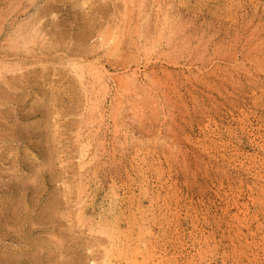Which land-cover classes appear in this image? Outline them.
I'll use <instances>...</instances> for the list:
<instances>
[{"label": "rangeland", "instance_id": "1", "mask_svg": "<svg viewBox=\"0 0 264 264\" xmlns=\"http://www.w3.org/2000/svg\"><path fill=\"white\" fill-rule=\"evenodd\" d=\"M261 69L264 0H0V264H264Z\"/></svg>", "mask_w": 264, "mask_h": 264}, {"label": "bare ground", "instance_id": "2", "mask_svg": "<svg viewBox=\"0 0 264 264\" xmlns=\"http://www.w3.org/2000/svg\"><path fill=\"white\" fill-rule=\"evenodd\" d=\"M247 26H248V25H247ZM247 26H246V27H247ZM261 70H262V69H261ZM262 71H264V70H262ZM251 74H252V73H251ZM255 76H256V74L254 75V77H255ZM255 78H257V77H255ZM251 80H252V78H251ZM252 82H253V81H252ZM252 82H251V83H252ZM255 84H256V83H255ZM260 86H261V85H260ZM259 88H260V87H259Z\"/></svg>", "mask_w": 264, "mask_h": 264}]
</instances>
